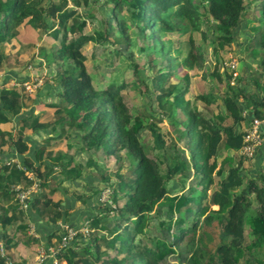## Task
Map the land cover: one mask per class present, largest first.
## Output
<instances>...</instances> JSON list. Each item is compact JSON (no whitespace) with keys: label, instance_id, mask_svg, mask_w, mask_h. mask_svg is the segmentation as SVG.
I'll list each match as a JSON object with an SVG mask.
<instances>
[{"label":"trees","instance_id":"1","mask_svg":"<svg viewBox=\"0 0 264 264\" xmlns=\"http://www.w3.org/2000/svg\"><path fill=\"white\" fill-rule=\"evenodd\" d=\"M246 1L0 0V70L16 64L20 52L32 44H36L37 55L48 58L55 67L52 75L42 73L33 80L30 77L23 80L20 85H3L0 89V246L2 244L5 249L2 253L0 247V264L25 262V257L13 258L12 250L19 239L26 244L39 241L25 232L28 210L33 208L41 218L57 224L63 210L59 200H53V193L62 181L81 178L88 166L96 164L91 156L85 161L80 158L73 161L68 148L55 149L61 136L80 138L81 145L77 147L82 152L103 149L106 157L114 158L115 163L118 161V166L115 178L109 174L110 168L104 172L110 177L101 175V180L111 188L110 199L100 203L97 213L89 215L90 234L82 242L80 237L60 251L59 259L66 260L67 264H181L172 260L161 263L160 260L177 251L187 235L190 241H195L200 217L217 204L219 216L207 213L205 220L211 221L214 216L219 219L222 241L216 253L207 258L203 249L192 247L189 264H237L246 253L247 264H264V172L260 169L257 177H247L244 161L248 158L242 153L238 154L236 163L229 166L232 156L224 155L215 169L224 148L236 152L242 148L246 132L237 125L242 117L236 99L238 92L246 89L237 87L236 90L232 85L234 93L224 99L227 113L218 112L213 118L207 117L187 98L189 73L185 71L181 77L186 83L172 80L179 71V64L186 69H192L195 64L201 66L202 54L198 49L193 52L195 47H191L181 63L173 58L171 49L158 35H180L189 29L199 30L208 22L223 46L236 38L243 22L252 20L247 24L250 30L241 40L246 38V47H253L251 51H255L251 34L259 31L258 40L264 48V29L260 31V24L254 25V16L252 19L246 17L249 13ZM262 15L264 6L260 11ZM88 23H93L90 33L85 32ZM28 25L35 30L36 36L33 40H20V31ZM145 38L153 43L147 48L159 54L153 51L146 54V61L158 57L166 61L164 67H167L155 74L147 73L149 83L142 75L146 61L142 64L130 61L133 47L148 43ZM87 42L93 45L88 53L82 48ZM97 45L104 47L100 54L106 59L103 64L110 68L109 72L102 73L109 75L103 84L97 82L101 76L100 63H94L98 68L95 71L88 69L86 63L88 57L93 60L98 55ZM141 50L145 52L144 47ZM122 53L128 54L122 56L125 65L119 67ZM116 55H119L117 59ZM260 61L264 66V55ZM214 73L218 79L224 76L231 79L232 76V73ZM45 80L49 89L38 93ZM26 82L37 86L29 91L23 85ZM226 84L230 86V80ZM132 85L143 87L145 91L150 89L158 107L168 117L174 116L176 107L180 108L185 115L180 132L183 144H176L172 149V140L164 138L156 115L145 110L142 113L134 111L125 94ZM51 92L57 93L60 99L45 100ZM194 98L203 100L207 106L218 101L212 92L197 93ZM246 100L254 117L262 118L264 96H250ZM32 103L37 107L43 104L52 111L41 108L35 112L28 109ZM24 108L28 110L23 111ZM227 114L234 120L222 124ZM13 118L19 120L16 127L1 125ZM249 118L248 115L244 119L251 122ZM141 128H146L147 138L152 139L150 147L139 136ZM28 129L46 134L43 142L33 148V155L25 136ZM68 147L71 149L70 145ZM4 148L12 152L2 158ZM150 149L153 151L148 152ZM122 150L130 159L124 171L120 162ZM184 151H188L187 156ZM187 179L193 182L186 186ZM173 182L180 188L171 189ZM34 183L36 188L29 194L30 206L23 209L15 186L28 189ZM104 186L98 181L94 193L98 195ZM237 187L239 189L233 191ZM97 195L91 198L95 202H98ZM187 212L192 214L185 217ZM108 216L111 219H107ZM63 218L66 220V215ZM174 224L179 233H168ZM246 225L250 227L252 239L244 243ZM51 232L46 245H53L61 238V227L55 226ZM167 234L173 239L168 240Z\"/></svg>","mask_w":264,"mask_h":264},{"label":"rangeland","instance_id":"2","mask_svg":"<svg viewBox=\"0 0 264 264\" xmlns=\"http://www.w3.org/2000/svg\"><path fill=\"white\" fill-rule=\"evenodd\" d=\"M92 4V2L90 3ZM246 6L249 11L248 14H246V17L248 19H252V17H255V23L254 25L257 26L260 24V31H263L264 29V15L260 16V11L262 6H264V0H247ZM82 9V8H81ZM251 11V13H250ZM251 24L252 20L250 22H243V27L238 28V32L236 35V38L231 41L228 44H225L221 46L220 42L217 41L216 33L214 32L213 28L208 26V22H205L199 30H187L186 33H181L180 35H174V34H158L159 37L163 40V44L171 49V55L173 58H177L180 62L183 60V58L188 54L191 47H195L193 49V52H196V49H198V52L202 54L201 60V66H198L195 64V67L192 69H186L185 66L182 64H179L178 70L175 73V76L172 78L173 81L176 82H182L186 83L184 79H181L182 74L186 71L189 73V80L187 83V98L190 99L191 105L196 106L197 108L201 109L207 117L213 118L214 115L218 112L227 113V108L224 107V99L225 97H228L232 93H234V90L231 88L232 85L236 86V90L238 88H245V92H238L237 96V102H238V109L240 111V116L242 117L241 122L239 121L237 123L238 127L242 130H245L244 128H247L248 124H250L249 121L245 120L244 118L248 115L254 116L251 109L247 108V100L248 97L253 98H259L264 96V89L262 87L264 86V66L262 65L260 59L264 55V48L260 44V39L258 40V37H260L259 31L252 32V39L255 41V45L252 44V46H256L255 51H251L253 47H250L249 49L246 47L245 39L241 40V37H245V32L249 31V25ZM214 26V25H213ZM93 23H88L85 29L86 33H90L92 31ZM188 27L190 25L188 24ZM36 36V32L34 29L29 28L28 26H25L22 28L19 34L20 40H33V38ZM141 38V35L139 36ZM158 37V36H157ZM257 37V38H256ZM158 39V43L160 40ZM145 42L148 41V43H140L138 47H133V54L130 58V61L136 62L138 64L144 63L146 61V54H149L153 50L151 48H147V46L153 44L152 40L145 38ZM192 43L194 45H192ZM92 43L87 42L85 43L82 48L83 51L88 53L90 49L92 48ZM160 45L156 46V49H158ZM144 47L145 52L141 50V48ZM34 48V49H33ZM104 47L102 45L96 46L95 51L98 54L96 58L94 57V61L91 60L88 57V60L86 61L88 69L95 71L98 68L94 66V63H100V79L97 81L98 83H106L109 79V75H103L102 73L104 71L109 72L108 67H106L103 62L106 61L105 57L101 55V51ZM155 55H159L158 51H153ZM128 53H122L121 57L119 58V67L124 66V62L122 60V56L126 55ZM37 55V47L32 44V46H29L28 48L23 49L19 56H18V62L14 64V69L18 71V75L21 77L25 74L30 75L31 80L35 79L36 77L40 76L41 72L49 73L53 70V65L48 61V58L44 57H38ZM119 55H116L115 59H117ZM11 63H14L12 60ZM157 62V63H156ZM156 63V64H155ZM182 63V62H181ZM166 64L165 60H161L160 58L156 57L152 59L150 62L146 61L145 66L142 69V75L143 77H146V81L149 83V76L148 74H155L159 70H164L167 67H164ZM262 65V66H261ZM21 67V68H19ZM51 67V71L49 70ZM146 67L149 68V71L146 70ZM164 67V68H163ZM12 68V67H11ZM9 70V68H2L0 70V84L3 81V74L6 73ZM214 71H217L221 74L225 73L230 74L232 73L231 79L229 77H223L222 79H218L217 75L214 73ZM42 76V75H41ZM130 79V78H129ZM136 79V78H135ZM227 80H230V86L227 87ZM11 82V81H10ZM9 83V82H8ZM15 83V82H14ZM10 84V83H9ZM25 86V84H23ZM238 87V88H237ZM26 88V86H25ZM27 89V88H26ZM216 95L218 98V101L212 102L210 105H205L203 100H196L194 98V95L197 93H210ZM126 98L129 99L130 104H132L134 107L135 112H141L143 110L147 112H151L159 119L157 124L160 127V130L162 134L164 135V138L169 141H171V147L172 149L177 144L180 146V143L183 144V141L180 139V132L183 129L184 126V119L185 115L180 111L179 107H176L174 116L168 117L160 108L158 107L156 96L154 93L149 89L148 91L143 90V87L137 88L134 85L128 87L125 90ZM35 95V94H34ZM57 100L60 99V96L57 95L55 97ZM249 103V102H248ZM257 106V105H256ZM259 107V106H258ZM28 109H30L28 107ZM142 113V112H141ZM257 119V117L253 118ZM15 118H13L11 121L7 122V124L2 123L3 126H10L12 128L15 127L14 124ZM155 120V119H154ZM234 120V117L230 114L225 115L224 120L222 121V124H230ZM16 121V120H15ZM33 132V131H32ZM139 136L141 137L142 141H146L148 143V147L152 145V139L147 138V129L141 128L139 131ZM58 143L55 144V149H62L66 150L68 148V151L74 155V159L77 161V159H81V161H85L88 159V156H91L96 164H92L88 166V172L87 174L91 175L94 180V183H98V181H101L105 186L107 183L101 180V175L103 176H109L104 174L105 171H107L108 168H110V175H112L113 178L116 177L115 170L118 166V161L115 163L114 158L106 157L105 153L102 152L103 149H100L98 152L92 150H85L80 151L79 145H81L80 138L73 137V136H61L58 138ZM166 141V143H167ZM78 144V147H77ZM70 145L71 149L68 147ZM178 150V149H177ZM239 149L238 152L229 149L224 148L222 151V154L219 155L217 159V165L215 169L219 166V161L224 155H231V161L229 165L235 164L238 154L241 153ZM87 151V152H86ZM153 151L149 150L148 152ZM184 155H188V151H184ZM180 156V155H179ZM120 162L123 165L122 170L124 171L129 163L130 159L125 154V150H122L121 152V160ZM244 164L246 166L245 169V175L247 177H257L260 169L261 172H264V156H262L260 159L251 157L249 159H246L244 161ZM257 164V166H256ZM253 169V171L251 170ZM120 171V170H119ZM214 172V171H213ZM225 172V171H224ZM223 172V173H224ZM103 173V174H102ZM90 176V177H91ZM110 177V176H109ZM179 178V177H178ZM193 180H186V186L187 183H192ZM92 184L91 180L88 182ZM87 183V184H88ZM175 182L171 183L170 188H177L179 189V186L174 185ZM68 184V183H67ZM104 186V187H105ZM65 187H67L65 185ZM211 190L214 188L213 184L211 186ZM106 188V187H105ZM239 189V187L234 188L233 191ZM86 192H83L84 195H80L79 198L81 200H87L91 195H94V191L91 190L88 191V189H85ZM102 191V190H101ZM111 191V189H110ZM51 191L49 192V194ZM110 194V193H109ZM97 195V194H96ZM53 196H57V191L53 193ZM98 202L96 204L97 210L99 209L100 203H101V192L99 191L98 195ZM110 199V196L107 198L105 202ZM104 202V203H105ZM166 207V206H165ZM218 205L213 204L208 209V214L217 215L219 216L220 212H217ZM165 209V208H164ZM94 211V214L98 211ZM206 212L200 217L199 224L196 228V238L195 241L188 238L190 235H187L184 238V241L182 242V245L180 248H177V251L168 253L164 258H161L160 262L165 263L168 260L172 261H179L181 264L187 263L189 264V255L191 254L192 247L195 249L197 247H200L205 251L204 255L206 258L211 253H216V247L219 243H221V234H220V225H219V219L217 217H213L211 221H206ZM192 212H187L184 216L191 215ZM158 218H161L159 216ZM107 219H111V216H108ZM165 231V230H164ZM151 232H153V229H151ZM160 235H163L161 231H157ZM179 233V229H177L176 224L170 227L168 233ZM166 233V231H165ZM245 238L244 243L246 241H249L252 239L251 237V231L250 227L248 225L244 228ZM86 239V238H85ZM84 238L80 241L82 242L85 240ZM167 239L171 240L173 239L172 235L167 234ZM224 240L228 241V238H223ZM43 243H47V239L42 240ZM1 251L4 253L5 249L3 245L1 244ZM15 248L18 249V245L16 244ZM247 255V253H246ZM246 255H243L239 258V261L237 264H247L245 261ZM27 257L26 255L24 256ZM33 257L35 260H39L41 258L40 254H33ZM180 258V259H179Z\"/></svg>","mask_w":264,"mask_h":264},{"label":"crops","instance_id":"3","mask_svg":"<svg viewBox=\"0 0 264 264\" xmlns=\"http://www.w3.org/2000/svg\"><path fill=\"white\" fill-rule=\"evenodd\" d=\"M36 56H38V55H36ZM13 66H12V68H9V70L6 73L3 74L4 78H3L2 83L0 84V89L2 88L3 85H6V86L20 85V83L23 80L28 79L30 77V75H27V74L20 77L18 75L19 72L16 71ZM19 68H21V67H19ZM54 68L55 67L53 66V70L51 71V67H50L49 70L51 72H49V73L41 72L40 74L46 73L48 75H52L54 73ZM34 85L37 86L36 83ZM40 87L41 88L38 90V93L45 92V90L49 89V83H47L45 80L44 83ZM35 94H37V93H35ZM57 95H58L57 93L51 92V94H48L45 96V100H47V101H52V100L58 101L55 98ZM41 98H42V96L39 95L38 99H41ZM29 108H30V110L33 109L35 112L40 111L41 108L51 109V111H52V108H47L43 104H41L39 107H37L36 103H32L29 106ZM247 108H249V107L247 106ZM249 109H251V108H249ZM27 110L28 109H25V108L23 109V111H27ZM249 116L251 117V115H249ZM15 120H14V124L16 127L19 124V120L16 118H15ZM25 136L28 137V143L30 145L29 149L33 155V148L37 147L39 144H41L43 142L42 139L46 136V134L43 131L40 132V131L28 129V131H26V133H25ZM4 147H7V146H4ZM54 148H55V146H54ZM10 152H12V151H9V148H4L2 150V153H1L2 158L6 157V155H8ZM262 156H264V146H261L257 149L256 155H255V160H256V158L260 159ZM74 160L75 159H74V155H73V161ZM256 166H257V164H256ZM251 170L253 171L252 168H251ZM87 172H88V169L84 170V174L82 175V177L78 178L76 180H64V181H62L59 189H56L57 196L56 197L53 196V200H59L60 205H61V209L63 210V216H62V219L60 221V224L62 222H65L68 224L79 225L80 221H82L85 217H87L89 215H93L94 211L97 210V207H96L97 202H95L91 199V198H94L96 196V194L91 195L89 198H87L86 201L81 200L78 196L80 194L84 195L83 192H86L85 189H88V191L91 190L93 192L96 188V183H94V180L92 179L93 177L91 175L87 174ZM90 180H91L92 184L88 183ZM65 185L67 187H65ZM28 214H29V217H28L29 222H28L27 230L25 232L27 235H32L33 237L38 238V240L40 242L38 241L37 243H34V244L33 243L32 244H26L22 239H19L18 243H17L18 249L15 248L12 250L13 251V258L18 260L20 258V256L24 257L26 255L27 257L25 258V262H23V264H53L52 257L46 255V256H44L43 261L40 262L39 260L34 259L33 254H39L40 246L41 245L44 246V243L42 242V240H44V239L46 240V238H48V234L51 231L53 232L54 227L59 226V223L53 224V223L48 222L46 219L41 218L39 216V214L36 213V211L33 208L28 210ZM64 215H66V218H67L66 220L63 218ZM21 233L22 232H20L16 235L17 239L21 235ZM54 240H55V238L52 239V241H54ZM59 264H67V262L64 259H60Z\"/></svg>","mask_w":264,"mask_h":264},{"label":"built area","instance_id":"4","mask_svg":"<svg viewBox=\"0 0 264 264\" xmlns=\"http://www.w3.org/2000/svg\"><path fill=\"white\" fill-rule=\"evenodd\" d=\"M25 86L29 91H32L35 87V85H32L29 82H26ZM253 118L251 119L250 124L247 125L248 127L244 130L246 133L243 135V145L240 150L241 153L244 154V156L248 159L253 157L257 148L264 144V116L257 119ZM27 172L29 173L30 177H33V174H31L29 170ZM35 188V183L28 189L21 188L19 185L15 186L20 207L27 209L30 206L29 194L30 191L35 190ZM109 193L110 189L108 187L102 189L101 202L107 200ZM90 221L91 219L89 217H85L79 222V225L68 223L62 224L61 238L59 241L53 245L40 246L39 254L41 258L39 261H43L44 256L48 255L52 257L53 264H58L57 256L60 251H63L68 245L72 244L73 241H76V239L80 237L85 239L87 237V234L89 233ZM8 264L12 263L9 262Z\"/></svg>","mask_w":264,"mask_h":264},{"label":"clouds","instance_id":"5","mask_svg":"<svg viewBox=\"0 0 264 264\" xmlns=\"http://www.w3.org/2000/svg\"><path fill=\"white\" fill-rule=\"evenodd\" d=\"M253 117H254V116L250 117L249 120L251 121V119H252ZM263 135H264V132H263ZM261 146H264V144L261 145ZM261 146H259V147H261ZM259 147H258V148H259ZM258 148H257V149H258ZM256 151H257V150H256ZM255 155H256V153H255L254 156H253L254 158H255ZM106 187H108L109 189H111L109 186H106ZM104 188H105V187H104ZM104 188H103V189H104ZM100 192H101V191H100ZM109 196H110V194H109ZM105 201H106V200H105ZM105 201H102V202H105ZM107 202H109V199H108ZM87 217H89V216H87ZM89 218H90V217H89ZM90 219H91V218H90ZM90 222H91V221H90ZM58 223H59V226H60L61 229H62V224H65V222H62V223L60 224V221H59ZM91 230H92V229L90 228V223H89V233L87 234V237H88V235L90 234V231H91ZM60 236H61V235H60ZM58 241H59V240H58ZM58 241H57V242H58ZM57 242H56V243H57ZM56 243H55V244H56ZM44 246H49V245H46V244L44 243ZM57 257H58V256H57ZM59 263H60V259L58 258V264H59Z\"/></svg>","mask_w":264,"mask_h":264}]
</instances>
